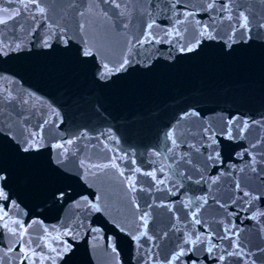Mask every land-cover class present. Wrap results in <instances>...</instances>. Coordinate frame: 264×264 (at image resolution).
Listing matches in <instances>:
<instances>
[{"label":"water","instance_id":"1","mask_svg":"<svg viewBox=\"0 0 264 264\" xmlns=\"http://www.w3.org/2000/svg\"><path fill=\"white\" fill-rule=\"evenodd\" d=\"M117 2L119 7L109 0H40L45 13L35 21L36 35L31 11L9 21V40L10 26H23L16 35L25 50L0 65L8 71L0 94H11L0 95V132L10 128L9 137L23 145L38 124L43 131L31 153L0 141V167L8 171L14 202L4 209L6 221L9 227L22 224L23 239L32 241L28 246L0 228V264H21V250L28 247L35 257L55 256L49 245L56 247L57 237L76 248L72 264H165L189 233L216 244V255L229 247L236 251L238 243L242 255L225 264H264V215L250 218L264 212V162L258 175L249 160V153L264 149L252 148L258 137L264 140V32L257 37L253 29L251 39L231 50L223 45L228 21L221 23L217 13V38L204 39L195 52L169 42L142 44L153 22L152 33L163 36L184 20L180 27L189 29L191 40L197 20L211 23L199 12L207 0H183L175 10L169 7L173 0ZM23 3L35 7V0ZM229 3L233 17L264 19L262 0ZM185 6L199 14L185 20L177 14ZM19 7L0 0V19L5 8ZM40 37H50L52 47L35 44ZM125 57L131 63L116 72ZM105 64L112 71L100 77ZM192 111L198 115L184 117ZM230 118L233 138L225 134ZM245 120L249 128L238 134L236 126ZM68 140L75 143L58 156L55 145ZM61 189L63 198L53 196ZM255 196L260 199L249 206L245 201ZM90 203L101 211H91ZM81 221L95 230L88 234L81 227L76 237L63 236L65 225ZM226 227L237 234L221 240ZM207 264L216 262L209 257Z\"/></svg>","mask_w":264,"mask_h":264},{"label":"snow or ice","instance_id":"2","mask_svg":"<svg viewBox=\"0 0 264 264\" xmlns=\"http://www.w3.org/2000/svg\"><path fill=\"white\" fill-rule=\"evenodd\" d=\"M10 4H20L19 8H16L14 11L9 12L8 8H5L4 11V18L0 19V26H4L3 34H0V65L8 63V59H14L16 56L14 53L22 52L25 50V45L21 40L19 35H16V31L21 29L23 26L19 23H13L10 27L13 29L11 35V40H9V21H14L16 17L21 16V13H28L31 11L33 15H31L30 19L33 22V29L32 34L36 35L38 33V28L35 24V21L39 19L41 15L45 13V8L40 7V0H35V7L32 6L31 3L25 4L23 0H9ZM110 3H114L116 7H119V3L117 0H109ZM264 2V0H262ZM183 5V0H173L172 4L169 5L170 9L175 10L176 5ZM199 12H203L211 23H204L202 20H197L195 25L192 27L191 32V40H187L186 37L189 35V29L187 27H180L181 24L185 23L184 20L177 21V24L174 28V31H168L167 29L164 30L163 36L155 35L152 33L151 29L154 27V22L149 23L146 25L148 29V35L145 40L139 41V43H162V42H169L174 43L175 46L179 47L180 51L182 52H195L197 48H199L200 44L203 42L204 39H211L214 40L218 36V31L216 29V20L215 14H219V20L223 23L225 20L228 21V34L227 40L223 43V45L227 46L231 50L233 49V43H245L248 39L252 38V31L253 29L256 30L257 37L260 36L261 32H264V19H261L255 23L249 20L248 16L240 14L236 17H233L231 13L230 3L229 0H207L206 4L203 5ZM199 12L196 10H188L187 6H185V12L177 13L178 15L184 16L185 20L188 17H192L198 15ZM254 19V18H253ZM55 32V30H54ZM183 33V34H182ZM143 35V34H142ZM56 39L59 40L60 36L57 35ZM65 46L70 45V41L65 39L64 41ZM35 44H40L41 47L50 48L52 44L50 43V37H40L39 40L34 42ZM229 52V51H228ZM81 54L84 56L92 55L90 51H84L81 49ZM131 63L129 57H125L122 61H120L119 66L115 67V71L119 72L126 68ZM105 72L99 73L100 77L108 75L112 69L109 68L108 64L104 65ZM8 72L5 68L0 69V79H3V73ZM0 95H6L10 97V92L7 90L5 93ZM11 102V100H9ZM27 103V101H24ZM197 116L198 112L192 111L191 113L185 112L184 117L187 116ZM27 122V121H25ZM44 124H47L48 121H44ZM235 121L231 118L228 121V124L225 125L226 135L228 138L232 137V129L230 127L231 124H234ZM257 122L253 121L252 124L255 125ZM249 128V121H241L236 126V131L238 134L244 133ZM42 131L43 126L38 124L31 132L27 133V138L23 139V145L17 142L14 138L9 137V133L11 129H7L5 132H0V141L2 144L4 143H11V145L18 149V152L23 153H31L34 150H38L41 138H42ZM205 132H210V129L205 128ZM168 138L172 140L173 144H176V140L174 138L173 133H168ZM75 143L73 140H68L66 143H58L55 145V148L61 150V153H58V156L62 153H66L68 151V146H71ZM218 141L212 139V144H217ZM261 144H264V140H260L259 137L257 141L252 144L253 149H258ZM215 151V148H214ZM218 156V153H217ZM209 160L214 159V157L209 154ZM249 160L252 167L253 173L257 172V165L261 162H264V149L260 150L259 155L249 153ZM58 162H62L58 160ZM139 171V169H137ZM155 178V173H150ZM264 178V177H262ZM160 184L164 183V180L158 181ZM10 176L8 171L4 167H0V211L3 212V215L0 216V228H7L10 235H18L20 237L21 242L25 243L26 245L30 246L32 244L31 240H24V226L19 224V222H15L17 227H9L6 218L9 216V212L5 211L6 205L14 206V202L12 199V195L10 194ZM239 187V186H237ZM63 190H58V192L53 193V196H59L63 198ZM250 193L248 191L243 192V197L248 198ZM87 201V197L84 198ZM256 199H260V197L255 196L245 202L252 205L253 201ZM91 211L100 212L101 208L97 206L95 203H90L88 205ZM264 215V212H254L250 218L255 219L256 215ZM146 215V214H145ZM194 221L196 224H200L201 220L198 218V213L193 212ZM144 217L142 216V219ZM68 228V231L63 233L64 237L72 235L76 237L79 235L78 229L81 227H86L83 222H78L74 228L65 225ZM87 233L91 234L95 229L91 227H86ZM236 230L234 227H226L225 233L223 236H220L219 239H231L232 237L236 236ZM142 235H147L143 233ZM195 236V238H193ZM59 241L56 247H50L51 253H55V256L48 255L46 257H35V254L31 252V248L28 247L25 250H21V264H24V261H27L28 264H45V259L50 260L51 264H57V261H62V264H72L73 258L76 255V248L74 245L66 240H61L60 237L56 238ZM201 245H205L202 247ZM218 246L214 243L209 245V242L206 238L202 237L196 233H189L186 235L181 243H179L176 248L173 250L169 256L165 257V264H207L209 257L212 258L216 264H225V261L228 257L237 256L240 257L242 255L240 248L241 246L237 243L236 244V251H232L231 247L228 249H224L219 253V255L214 254L217 251ZM10 251H15V249H10ZM115 251V249H113ZM31 253V254H29ZM206 253V254H205Z\"/></svg>","mask_w":264,"mask_h":264}]
</instances>
